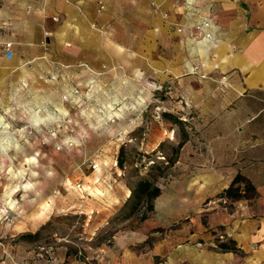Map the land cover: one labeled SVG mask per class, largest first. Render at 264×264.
I'll return each mask as SVG.
<instances>
[{
    "label": "rangeland",
    "instance_id": "374dc122",
    "mask_svg": "<svg viewBox=\"0 0 264 264\" xmlns=\"http://www.w3.org/2000/svg\"><path fill=\"white\" fill-rule=\"evenodd\" d=\"M240 1L246 11L223 13L226 3L238 7ZM256 3L151 0V37L144 42L132 38L127 24L131 19L119 14L112 38L117 66L91 83L84 75L65 71L54 78L49 74L31 78L32 85L24 87L16 86V78L4 80L0 260L95 263L107 251L126 255L127 240L134 234L130 247L136 253L150 250L152 264H239L242 253L222 251L219 244L225 239L217 236L227 232L233 238V227L225 231L221 225H209L206 212L197 221L190 209L171 218L155 199L144 220H140L144 206L125 219L121 215L130 208L124 203L139 178L156 176L160 189L175 179V163L165 162L178 142L202 133L204 127L192 107V88L203 80L231 86L226 37L238 32L235 26H248ZM203 38L211 45L207 51L206 42L200 43ZM121 146L123 168L117 165ZM213 202L228 214H235L238 207V201ZM207 204L211 202L202 208ZM188 229L200 232L196 238L180 235ZM180 244L188 248L181 259L175 251ZM170 245L173 248L166 249ZM47 247L51 254L40 255ZM210 250L230 254L231 260L209 262Z\"/></svg>",
    "mask_w": 264,
    "mask_h": 264
},
{
    "label": "crops",
    "instance_id": "0c3cea01",
    "mask_svg": "<svg viewBox=\"0 0 264 264\" xmlns=\"http://www.w3.org/2000/svg\"><path fill=\"white\" fill-rule=\"evenodd\" d=\"M256 2L248 26H235L238 32H228L226 37V58L233 69L226 76L231 86L219 80H203L193 86L191 103L203 131L184 141L174 164L175 179L156 198L159 208L171 218L190 209L194 221L206 212L209 225H221L225 231L232 226L231 240L242 253L239 264H264V0ZM100 3L103 9L99 11ZM150 3L151 0H0V86L6 78H16V86L24 87L32 85L31 78L46 74L54 78L60 71L84 75L91 83L117 66L112 38L119 14L131 19L132 24H127L132 28V38L144 42L151 37ZM246 9L241 1L238 7L226 3L223 13L236 14ZM5 42L12 44L10 57L5 54ZM203 42V51H207L211 45L205 38L200 41ZM232 42L237 50L232 48ZM236 174L248 178L257 195L250 198L252 204L248 198L237 200L235 214H228L213 201ZM206 201L211 204L202 208ZM169 203L176 207H167ZM198 232L188 229L180 235L196 238ZM127 242L126 255L122 257L107 251L95 263L75 260L71 264H152L150 250L136 253L130 247L135 242L134 234ZM176 246L181 259L188 248ZM206 255L213 263L231 260L230 254L212 250ZM59 261L60 258L52 263Z\"/></svg>",
    "mask_w": 264,
    "mask_h": 264
},
{
    "label": "trees",
    "instance_id": "16d2710c",
    "mask_svg": "<svg viewBox=\"0 0 264 264\" xmlns=\"http://www.w3.org/2000/svg\"><path fill=\"white\" fill-rule=\"evenodd\" d=\"M183 143L184 140H181L176 146H174L172 157L165 162L167 166H171L175 163ZM121 152L123 153L122 146L120 147V154L117 157V165L123 168L124 160L121 156ZM160 192L161 189L156 184V176L153 175L151 178L145 176L139 178L134 186L130 188V195L124 203L126 205L130 203V208L129 210L122 212L121 217L125 219L135 213L140 206H144L145 212L140 217V220H144L148 213L153 211L154 200L159 196ZM256 195L255 187L249 179L242 174H236L230 185L218 195V198H226L228 201L234 202L243 198H254ZM219 247L222 251L237 250L231 238L221 242Z\"/></svg>",
    "mask_w": 264,
    "mask_h": 264
},
{
    "label": "built area",
    "instance_id": "2783aa9c",
    "mask_svg": "<svg viewBox=\"0 0 264 264\" xmlns=\"http://www.w3.org/2000/svg\"><path fill=\"white\" fill-rule=\"evenodd\" d=\"M101 9H103V5L100 3L99 4V8L98 10L100 11ZM12 44L11 42H5L4 43V51L6 56L10 57L12 55ZM74 92H77V90L75 89ZM64 98H66V96H64ZM220 200H222L223 202H225L227 199L226 198H220ZM7 217V215H6ZM223 234H219L217 235L218 237H220L221 239H225L227 240L228 238H231L232 236L230 234H228L227 232H222ZM224 241V240H222ZM43 251H41L42 253H40V255H44V254H48L50 255L52 252V248L51 247H47V248H42ZM0 264H5V262L3 260H0Z\"/></svg>",
    "mask_w": 264,
    "mask_h": 264
}]
</instances>
